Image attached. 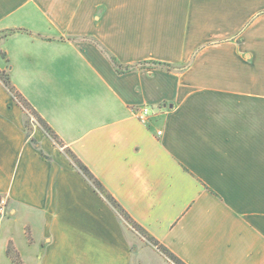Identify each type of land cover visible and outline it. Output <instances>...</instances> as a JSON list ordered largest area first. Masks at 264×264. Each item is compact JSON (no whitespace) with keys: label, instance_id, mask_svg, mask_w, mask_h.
<instances>
[{"label":"crops","instance_id":"0c3cea01","mask_svg":"<svg viewBox=\"0 0 264 264\" xmlns=\"http://www.w3.org/2000/svg\"><path fill=\"white\" fill-rule=\"evenodd\" d=\"M0 72L58 140L0 78V262L175 264L70 150L185 264H264V0H0Z\"/></svg>","mask_w":264,"mask_h":264},{"label":"trees","instance_id":"16d2710c","mask_svg":"<svg viewBox=\"0 0 264 264\" xmlns=\"http://www.w3.org/2000/svg\"><path fill=\"white\" fill-rule=\"evenodd\" d=\"M110 60L116 65V67L119 69V65H117L115 59L110 57ZM153 65L157 66H162V67H167L171 68L168 64H163V63H143V67H151ZM129 69V68H127ZM0 78L8 88V90L13 94V96L17 97L20 99L22 105L24 108L28 111V115H35L40 124L41 127L46 130L48 134H50L56 141L57 137L52 131V129L48 126V124L39 116V114L30 106V104L23 99V97L16 91L15 87L12 85L10 78L8 75H5L0 72ZM68 156L74 163V165L80 170V172L85 176V178L94 186L96 191L100 193L102 197L129 223L132 225V227L137 230L141 235H143L151 244L158 246V248L161 250L162 253H164L171 261H173L175 264H185L183 261H181L177 256H175L171 251H169L166 247L159 245L158 241L154 237H152L146 230H144L141 226H139L135 221L131 218V216L126 212V210L121 206V204L113 197L112 194L109 193V191L105 188V186L95 177V175L90 171V169L82 163L80 159L72 153V151L68 150L67 151ZM9 254L11 257L14 259V262L16 264H19L20 261L18 259L17 254L15 253L14 249L12 246L9 247L8 249ZM15 256H14V255Z\"/></svg>","mask_w":264,"mask_h":264},{"label":"built area","instance_id":"2783aa9c","mask_svg":"<svg viewBox=\"0 0 264 264\" xmlns=\"http://www.w3.org/2000/svg\"><path fill=\"white\" fill-rule=\"evenodd\" d=\"M15 100L21 103L20 99L15 97ZM134 115L136 118L143 124L148 125L152 119V116L154 115V109L148 105H141L136 106L133 109ZM28 113V111H27ZM33 122L36 121L32 117ZM163 132L159 131L158 136L162 135ZM10 204V197L8 194H0V217H4L7 214L8 208Z\"/></svg>","mask_w":264,"mask_h":264},{"label":"rangeland","instance_id":"374dc122","mask_svg":"<svg viewBox=\"0 0 264 264\" xmlns=\"http://www.w3.org/2000/svg\"><path fill=\"white\" fill-rule=\"evenodd\" d=\"M32 117L34 118V120L36 121L35 123L33 122V120H32ZM27 124H28V127L29 128H32L33 127V125H40L41 126V124H40V122H39V120H38V118L35 116V115H33V114H31V115H28L27 114ZM129 224V223H128ZM131 227H132V225L131 224H129ZM133 228V227H132ZM135 230V229H134ZM137 231V230H136ZM139 233V232H138ZM159 249V248H158ZM14 255V254H13ZM15 256V255H14ZM0 264H6L5 262H0ZM20 264V263H19Z\"/></svg>","mask_w":264,"mask_h":264}]
</instances>
